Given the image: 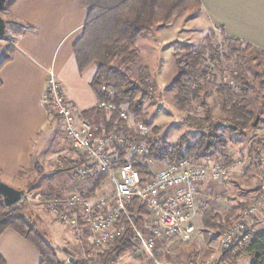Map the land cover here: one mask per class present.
Returning <instances> with one entry per match:
<instances>
[{"label":"trees","instance_id":"16d2710c","mask_svg":"<svg viewBox=\"0 0 264 264\" xmlns=\"http://www.w3.org/2000/svg\"><path fill=\"white\" fill-rule=\"evenodd\" d=\"M79 1L89 9L83 34L74 44V54L80 71L83 72L89 65L95 64L97 69L91 86L97 95L98 102L110 101L119 107L126 104L134 119H143L145 116L143 104L147 100L154 101L157 99V86L151 83L147 67H142L139 70L138 80H135L131 75L132 69L129 66L134 65L140 57L136 39L142 33L152 31L156 26L166 25L173 18L185 12L201 13L203 10L202 3L200 0ZM5 21L6 33L0 39L6 41L7 55L1 60L0 69L12 58L18 38L26 30L32 28V26L18 23L12 18ZM221 34L227 51H223L220 44H215L217 32L212 29L200 45L194 48H184L185 52L182 55L179 51L175 52L177 75L172 82V87L176 90L179 108L187 111V114L182 117L183 123L198 131L200 133L199 138L195 142L187 144L186 135H183L177 143L172 145L159 142L150 133L138 135L136 137L140 141L144 140L148 143L147 156L168 161L208 157L226 143L221 134V126L225 121V124L230 123L234 126L231 128L241 132L248 128L256 129L259 127L260 120L257 124L255 123L257 119L252 122L253 112L246 100L245 92L248 89V84L246 83L247 70L245 66L248 57H259L264 65V51L251 43L224 33ZM223 58L233 62L234 67L231 81L214 83L217 85L218 91L225 94V99L221 104L222 109L229 116L225 118V121L214 116L212 107L205 98L207 94L204 91L205 82L209 71L207 67H201L207 60L221 62ZM202 92L205 93L202 95ZM195 100H201L202 113L199 115L190 112V106ZM92 111L106 112L98 106ZM49 113L55 118L58 117L56 114ZM122 124L125 125L126 123L119 119L117 112H113L108 119H105L102 127L110 130ZM257 147L264 151V140H254L253 150L255 151ZM121 162H130L137 169L146 172V164L141 162L136 155L128 158L122 151ZM40 168V164L36 163L35 169L40 172ZM87 179L90 182L85 191L93 193L101 187L105 175L98 174ZM257 191L259 197L261 184ZM255 200L246 201L244 205L238 207L240 212L234 218L233 212L236 209L234 207L224 211L215 209L203 211L201 213L202 222L205 226L217 227L223 232ZM136 206L139 207L140 215H134L133 219L143 228L147 210L144 204L134 199L130 207L131 211H134ZM27 208L28 201L26 200L8 207L4 204L3 197L0 196V236L6 229L13 228L38 249L42 256L41 264H64L57 249L37 230V223L25 215ZM132 237L133 230L128 227L122 236L106 247H97L92 242L94 248L101 249L98 251L97 257L74 260L73 263L113 264L111 262L119 256L132 250ZM244 257H250L251 264H264V226L260 225L259 219L254 220L244 228L232 245L222 249L215 264H238ZM69 260L72 262L71 258ZM0 264H6L5 258L1 254Z\"/></svg>","mask_w":264,"mask_h":264},{"label":"rangeland","instance_id":"374dc122","mask_svg":"<svg viewBox=\"0 0 264 264\" xmlns=\"http://www.w3.org/2000/svg\"><path fill=\"white\" fill-rule=\"evenodd\" d=\"M9 4L10 0L7 1L5 9L2 11L5 20H11L6 12V7ZM208 26L203 15L188 11L176 16L166 25L156 26L152 31L142 33L136 39L140 57L134 65L129 66L132 69L131 75L135 80H138L139 70L142 67H147L151 83L157 86V99L145 101L143 104L144 118L136 120L130 114L129 123L133 124L139 121L146 123L149 126V133L159 142L173 145L183 135H186V143L191 144L200 136L198 131L183 123L182 117L187 114V111L179 108L176 90L172 87V82L177 75L175 52L179 51L182 55L185 52L184 48H194L200 45L212 30ZM216 32L215 44H220L222 50L227 51L223 35L218 30ZM6 55V41L0 39V62ZM201 67H207L209 71L205 82L204 91L207 93L205 98L210 103L214 116L225 121V118L229 117L221 107L225 94L219 92L214 83L231 81L234 71L233 62H229L225 58L221 59V62L207 60ZM245 69L247 70L246 83L248 84V89L245 92L246 100L253 112L252 122L259 117V127L248 128L241 132L229 127L225 121L221 126V134L226 143L208 156L213 160L225 156L226 165L230 169L226 178L236 179V182L229 180L231 185L228 186L232 192L230 200L233 207L236 208L233 218L240 212L238 207L244 205L246 201H250L254 191L264 182V168L257 150L260 147L253 150L254 140H264V65L259 57H248ZM213 75L215 77H212ZM203 93L205 92H202V95ZM121 107L128 111L126 104ZM190 112L197 115L202 113L201 100L192 102ZM106 114L108 119L111 114ZM51 120L48 132L43 134L39 144L40 172L35 169L26 180V185H18L6 179L3 181L25 191L20 201H28L25 215L37 223V230L57 249L63 263L74 264L70 262V258L80 260L97 257V253L101 249L92 246V239L86 231H77L62 222L44 203L50 197H65L73 191H85L90 182L75 172L73 167L75 153L73 150L67 149L65 134L63 135L64 131L58 119L51 116ZM67 150L71 154L69 157L66 156ZM104 181L105 179L102 180L101 186ZM238 183L239 186H237ZM223 232L217 227L205 226L200 216L193 238L188 242L179 239L165 241L158 248L159 261L165 264H215L222 251L220 236ZM88 250L89 252H87ZM111 263L154 264L145 255L136 254L132 250L125 252ZM238 264H251V258L244 257Z\"/></svg>","mask_w":264,"mask_h":264},{"label":"built area","instance_id":"2783aa9c","mask_svg":"<svg viewBox=\"0 0 264 264\" xmlns=\"http://www.w3.org/2000/svg\"><path fill=\"white\" fill-rule=\"evenodd\" d=\"M46 70L42 102L61 120L66 147L75 153V172L82 178L103 174L105 181L93 193L73 191L65 197H50L44 203L59 220L77 231H86L97 247L112 244L131 227L132 251L154 264H165L159 261L158 248L172 239L190 241L201 213L213 209L211 184L223 182L230 171L225 156L179 161L147 156L148 143L136 137L149 133L146 123L130 124V113L110 101L98 102L97 106L109 114L117 112L125 125L108 130L79 120L54 67ZM257 150L264 168V151ZM122 151L127 157L136 155L146 164V172L130 162L122 163ZM134 199L147 210L143 228L133 219L140 215L138 206L134 211L130 209ZM263 210L264 182L260 197L221 234V248L232 245L244 228L261 218Z\"/></svg>","mask_w":264,"mask_h":264},{"label":"crops","instance_id":"0c3cea01","mask_svg":"<svg viewBox=\"0 0 264 264\" xmlns=\"http://www.w3.org/2000/svg\"><path fill=\"white\" fill-rule=\"evenodd\" d=\"M200 2L203 7L200 15L209 29L264 51V0ZM6 12L16 22L32 28L18 38L12 58L0 69V178L26 185L36 163L40 164L39 144L52 122L42 102L47 67H54L63 93L79 120L102 127L108 115L92 111L98 105L91 86L96 65L91 64L81 72L74 54V44L83 34L88 7L79 0H10ZM70 155L67 150L66 156ZM229 180L227 177L223 182L211 184L209 198L213 209L224 211L233 207ZM254 192L250 202L258 197L257 189ZM259 221L264 226V210ZM0 254L6 264H41L42 260L32 242L13 228L0 236Z\"/></svg>","mask_w":264,"mask_h":264},{"label":"water","instance_id":"95a60500","mask_svg":"<svg viewBox=\"0 0 264 264\" xmlns=\"http://www.w3.org/2000/svg\"><path fill=\"white\" fill-rule=\"evenodd\" d=\"M8 0H0V37L4 36L6 33V21L3 18L1 11L4 9L6 2ZM259 121V117L256 120V124ZM230 127H234L230 123H226ZM25 194L23 189H18L16 187L11 186L0 178V196L3 197L4 204L8 207L13 206L20 202ZM236 244V243H235ZM72 263L74 259L71 258Z\"/></svg>","mask_w":264,"mask_h":264}]
</instances>
